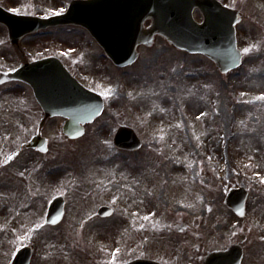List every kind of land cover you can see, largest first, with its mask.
I'll return each instance as SVG.
<instances>
[{"label":"rangeland","instance_id":"rangeland-1","mask_svg":"<svg viewBox=\"0 0 264 264\" xmlns=\"http://www.w3.org/2000/svg\"><path fill=\"white\" fill-rule=\"evenodd\" d=\"M70 1L0 0V5L47 16ZM224 1L242 10L243 42L241 67L226 75L206 57L178 51L161 37L140 47L133 65L117 68L80 27L35 33L19 51L0 25V64L58 56L76 65L82 83L105 101L82 137L63 140L59 121L50 120L42 131L52 141L47 155L24 151L3 165L0 264H10L24 244L33 248L30 264H120L172 256L183 245L191 252L197 232L210 248L222 247L231 228L216 225V219H227L222 194L240 185L253 188L250 173H264V100L253 99L264 93V0ZM23 94L33 101L25 86ZM39 118L26 117L23 140L36 133ZM121 124L141 138L136 152L112 146ZM58 194L66 199L63 221L41 226L47 203ZM104 204L113 208L112 216L95 217ZM185 204H197L202 220L211 216L207 228L195 227L197 215ZM179 219L185 234L174 229Z\"/></svg>","mask_w":264,"mask_h":264},{"label":"water","instance_id":"water-1","mask_svg":"<svg viewBox=\"0 0 264 264\" xmlns=\"http://www.w3.org/2000/svg\"><path fill=\"white\" fill-rule=\"evenodd\" d=\"M194 7L203 12L202 24L192 20ZM146 18L152 19V25L142 30L141 24ZM235 21V13L222 8L214 0H75L65 14L47 19L16 16L0 9V23L6 25L12 41L48 26L75 24L86 28L108 57L121 66L135 59L138 43L149 44L157 33L180 49L203 53L222 72L238 65L239 54L233 38ZM10 77L28 83L47 114L57 113L51 107L68 108L70 120L64 126V133L71 138L81 133L77 127L79 121H90L101 110L99 96L76 85L60 68L59 62L52 58L25 65ZM63 97L67 99V106L61 103ZM48 100L51 107L46 105ZM114 140L117 146L127 149L138 145L134 134L127 128H120ZM61 205L60 198L52 200L47 214L48 223L54 224L60 219ZM101 212L109 211L102 209ZM27 261L28 253L23 250L13 264H27ZM127 264L152 263L136 260Z\"/></svg>","mask_w":264,"mask_h":264},{"label":"flooded vegetation","instance_id":"flooded-vegetation-1","mask_svg":"<svg viewBox=\"0 0 264 264\" xmlns=\"http://www.w3.org/2000/svg\"><path fill=\"white\" fill-rule=\"evenodd\" d=\"M14 64H0V72H9L16 69ZM24 87L21 82L11 81L0 84V170L6 162H13L21 153L22 141L20 133L23 128V117L33 115L39 112L37 103L23 94ZM48 120V119H47ZM45 120L41 127L46 123ZM252 197L248 204L246 203L243 216L238 217L231 210L226 212V218L218 220L216 224L225 227L231 223V228L226 230L224 235L223 248H210L209 244L204 241V234L194 233V244L191 247L183 245L176 255L161 256L158 260L162 264H204L208 254L214 250H228L233 245H238L241 252L240 264H264V191L261 194L260 189H249ZM247 202V201H246ZM191 210L196 218V228H207L208 222H211V216L208 215L204 220L199 215L198 206H192ZM206 212H210L207 207ZM181 220L179 219V223ZM194 224V222H193ZM182 234L187 233V227L183 226ZM206 235V233H205ZM203 242L202 244L200 243Z\"/></svg>","mask_w":264,"mask_h":264},{"label":"snow or ice","instance_id":"snow-or-ice-1","mask_svg":"<svg viewBox=\"0 0 264 264\" xmlns=\"http://www.w3.org/2000/svg\"><path fill=\"white\" fill-rule=\"evenodd\" d=\"M243 51L245 53H248L250 51V48H244ZM253 99H261V100H264V93H262L259 97H253Z\"/></svg>","mask_w":264,"mask_h":264}]
</instances>
